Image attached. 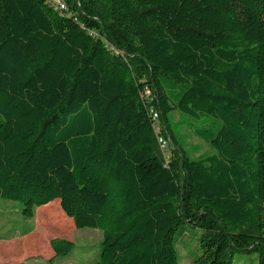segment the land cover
<instances>
[{
  "label": "trees",
  "instance_id": "obj_1",
  "mask_svg": "<svg viewBox=\"0 0 264 264\" xmlns=\"http://www.w3.org/2000/svg\"><path fill=\"white\" fill-rule=\"evenodd\" d=\"M64 1L0 0V200L57 201L101 233L90 264H179L186 224L190 264H264V0Z\"/></svg>",
  "mask_w": 264,
  "mask_h": 264
},
{
  "label": "rangeland",
  "instance_id": "obj_2",
  "mask_svg": "<svg viewBox=\"0 0 264 264\" xmlns=\"http://www.w3.org/2000/svg\"><path fill=\"white\" fill-rule=\"evenodd\" d=\"M170 118L175 125L181 122L173 127L180 129L179 136L183 138L179 141L191 158L214 154L208 145L183 128L187 122L181 116L172 113ZM20 208L18 202L0 200V264H90L97 260L101 233L91 229L75 230L61 213L57 201L49 209L38 208L31 219L21 217ZM180 232L183 234L176 242L179 264H190L189 251L192 249L191 254L198 255L197 249H193L200 232L187 224ZM54 238L72 242V253L67 257H54L49 248V241ZM257 263V254L252 253L236 254L233 260V264Z\"/></svg>",
  "mask_w": 264,
  "mask_h": 264
},
{
  "label": "built area",
  "instance_id": "obj_3",
  "mask_svg": "<svg viewBox=\"0 0 264 264\" xmlns=\"http://www.w3.org/2000/svg\"><path fill=\"white\" fill-rule=\"evenodd\" d=\"M45 1L47 5L53 8L55 11H58V12L67 11V7H66L64 0H45ZM144 95L146 96V98H150L149 91H145ZM150 116H151L152 121L154 122L153 129L158 137L157 142H158L159 149L162 152V154L165 156V158H167L169 157V154H170V149H169L170 142L169 140H166L162 138L161 136H158L160 133V125L158 122V115L153 109L150 110Z\"/></svg>",
  "mask_w": 264,
  "mask_h": 264
}]
</instances>
